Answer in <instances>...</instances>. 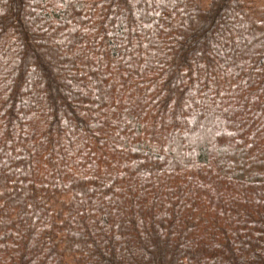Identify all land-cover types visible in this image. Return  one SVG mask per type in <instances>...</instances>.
Instances as JSON below:
<instances>
[{"label":"trees","instance_id":"1","mask_svg":"<svg viewBox=\"0 0 264 264\" xmlns=\"http://www.w3.org/2000/svg\"><path fill=\"white\" fill-rule=\"evenodd\" d=\"M0 264H264V0H0Z\"/></svg>","mask_w":264,"mask_h":264}]
</instances>
